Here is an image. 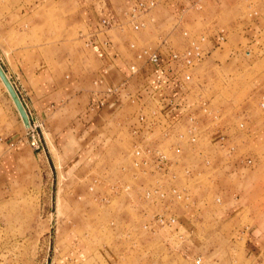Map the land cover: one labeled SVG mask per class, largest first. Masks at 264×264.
Masks as SVG:
<instances>
[{
	"label": "rangeland",
	"instance_id": "rangeland-1",
	"mask_svg": "<svg viewBox=\"0 0 264 264\" xmlns=\"http://www.w3.org/2000/svg\"><path fill=\"white\" fill-rule=\"evenodd\" d=\"M250 1L264 18V0H202L206 23L197 25V32L187 29L195 38L214 34L215 28L226 33L222 49L201 63L193 83L202 84L198 93L220 114L218 126L237 153L228 159L208 131L202 134L200 148L211 165L189 157L195 177L186 182L181 174L176 183L188 186L191 195L173 204L178 223L144 229L147 216L158 211L142 198L154 180L138 183L120 171L132 150L126 129L120 130L126 142L119 154L109 156L114 160L108 167L103 166L105 157L91 167L54 166L52 156L61 163L68 152L51 147L43 133V152L34 155L28 144L20 161L11 160L13 168L7 160L1 162L0 264H197L198 259L201 264L250 263L249 244L254 237L264 240V135L256 139L257 131L264 129V54L259 55V49L253 59L246 54L253 49L248 47L249 35L264 46V19L247 17ZM192 154L189 149L187 155ZM238 158H251L254 164L248 167ZM218 159L222 165L214 168ZM232 163L234 168L229 167ZM95 179L99 183L94 185ZM121 179L131 190L114 195L111 187ZM191 220L195 230L186 228Z\"/></svg>",
	"mask_w": 264,
	"mask_h": 264
},
{
	"label": "crops",
	"instance_id": "crops-1",
	"mask_svg": "<svg viewBox=\"0 0 264 264\" xmlns=\"http://www.w3.org/2000/svg\"><path fill=\"white\" fill-rule=\"evenodd\" d=\"M137 1L0 0V64L26 111L42 122L50 146L68 152L61 163L52 156L54 166L59 163L91 167L105 157L103 166L108 167L114 160H109V156L119 154L126 142L120 130L128 132L130 119L136 112L130 95L140 92L149 106L163 104L172 96L180 107L173 108L171 114L178 118L199 92L201 83H192L188 93L178 80H171V74L161 71V65L139 60L137 54L143 48H151L166 62L169 50H183L189 43L184 32L187 29L197 32V25L206 23L202 0L160 1L144 17L147 27L135 32L125 13ZM103 20L110 24L105 25ZM219 31L213 30L214 34ZM208 36L205 59L224 45L218 46L213 34ZM249 37L248 47L254 53L249 57H256L258 49L259 55H263L264 46L254 36ZM133 44L135 48L131 47ZM134 65L138 68L136 74L130 69ZM200 65L191 70L193 76ZM159 78L163 85L155 83ZM111 89L115 91L110 92ZM25 128L0 79L1 167L7 160L10 162L7 165L13 168L11 160L22 159L29 144ZM257 132L256 139L264 135V129ZM221 165L218 159L214 168ZM10 173L9 170V176ZM186 228L196 229L192 220ZM249 247V264H264V240L254 237Z\"/></svg>",
	"mask_w": 264,
	"mask_h": 264
},
{
	"label": "built area",
	"instance_id": "built-area-1",
	"mask_svg": "<svg viewBox=\"0 0 264 264\" xmlns=\"http://www.w3.org/2000/svg\"><path fill=\"white\" fill-rule=\"evenodd\" d=\"M160 1L167 0H139L125 13L128 24L135 32L147 27L144 17L155 9ZM247 17L255 22L262 21L261 11L252 1L249 2ZM103 23L107 26L110 24L108 20H103ZM208 35L202 34L195 38L189 31H185L184 36L189 38L188 45L181 51L169 50L166 53V62L157 50L151 48L140 50L137 58L153 65H161L163 73L171 74V80H178L180 87L185 86L183 87L186 88L185 91L190 93L194 78L191 70L205 60L207 55L205 45L210 39ZM213 36L217 38L218 46L225 43L227 39L223 31ZM131 47L136 46L133 44ZM246 54L251 56L253 50H247ZM130 69L132 74L138 73L136 65ZM155 83L163 85L161 78L156 79ZM114 91L110 90V92ZM143 100L144 96L140 92L129 97L131 104L136 106V112L130 119L128 130L132 150L126 157L127 163L122 164L120 171L138 183L148 177L154 180V185L144 189L142 198L148 204L158 207V211L147 216L149 220L144 224V229L174 227L178 223V217L173 211L174 202L191 199L187 190L188 186L183 188L176 186V183L182 180L181 174L186 182L194 180V172L187 164L189 157L194 159L196 157L207 166L211 165V160L200 148L202 134L208 131L211 142L222 149L230 160L235 159L237 147L230 136L218 126L220 114H214L211 111L209 101L201 93L195 95L194 101L184 107V113L178 118H174L171 114L173 108L180 107L172 96L163 104L151 106ZM261 107L264 109V95L261 97ZM27 117L29 125L26 127V135L30 147L35 152H43L46 148L43 124L32 113L27 112ZM189 149L193 152L192 156L187 155ZM237 160L248 167L254 164L251 158ZM93 183L95 185L99 181L95 179ZM126 184L122 179L118 180L111 187L113 194L130 191L131 186ZM141 187L143 188L144 185ZM93 190L94 186L91 187V191ZM217 202H220V199H217ZM196 263L201 264V260L198 259Z\"/></svg>",
	"mask_w": 264,
	"mask_h": 264
},
{
	"label": "water",
	"instance_id": "water-1",
	"mask_svg": "<svg viewBox=\"0 0 264 264\" xmlns=\"http://www.w3.org/2000/svg\"><path fill=\"white\" fill-rule=\"evenodd\" d=\"M0 78L4 82L5 86L7 87L10 95L12 96L21 116L26 125H29L28 117H27V112L25 110V107L22 104V101L17 94L13 84L11 83L10 79L8 78L7 74L5 73L3 67L0 64Z\"/></svg>",
	"mask_w": 264,
	"mask_h": 264
},
{
	"label": "bare ground",
	"instance_id": "bare-ground-1",
	"mask_svg": "<svg viewBox=\"0 0 264 264\" xmlns=\"http://www.w3.org/2000/svg\"><path fill=\"white\" fill-rule=\"evenodd\" d=\"M9 78V77H8ZM1 79V78H0ZM2 81V80H1ZM3 82V81H2ZM3 84H4V82H3ZM5 85V84H4ZM7 88V87H6ZM8 90V89H7Z\"/></svg>",
	"mask_w": 264,
	"mask_h": 264
}]
</instances>
